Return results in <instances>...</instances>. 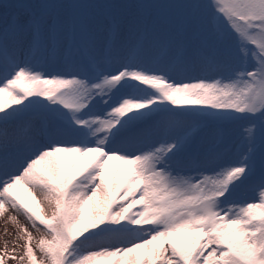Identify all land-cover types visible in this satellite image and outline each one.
Returning a JSON list of instances; mask_svg holds the SVG:
<instances>
[{"label": "snow or ice", "instance_id": "1", "mask_svg": "<svg viewBox=\"0 0 264 264\" xmlns=\"http://www.w3.org/2000/svg\"><path fill=\"white\" fill-rule=\"evenodd\" d=\"M5 216L0 264H264V0H0Z\"/></svg>", "mask_w": 264, "mask_h": 264}, {"label": "rangeland", "instance_id": "2", "mask_svg": "<svg viewBox=\"0 0 264 264\" xmlns=\"http://www.w3.org/2000/svg\"><path fill=\"white\" fill-rule=\"evenodd\" d=\"M201 2H206V0H201ZM227 127L235 129L238 128L239 125H227ZM18 219L21 224L27 223L23 216L18 217ZM6 221L7 216L0 218V252L4 251L5 244H7L8 251H13L15 246L16 252L19 253L22 249L18 246L22 245L23 241L16 240V236L18 234L16 227ZM29 230L32 231V229ZM33 235L38 236L39 234L33 231ZM7 264H16V261L8 260Z\"/></svg>", "mask_w": 264, "mask_h": 264}]
</instances>
